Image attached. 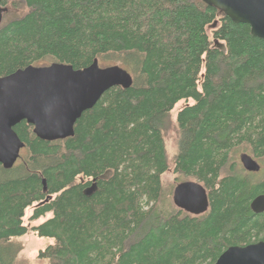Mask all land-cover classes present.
I'll use <instances>...</instances> for the list:
<instances>
[{
	"label": "trees",
	"instance_id": "1",
	"mask_svg": "<svg viewBox=\"0 0 264 264\" xmlns=\"http://www.w3.org/2000/svg\"><path fill=\"white\" fill-rule=\"evenodd\" d=\"M9 5L25 10L9 13ZM0 79L53 63L76 70L118 66L133 77L75 125V136L42 141L22 122L24 155L0 165V264H15L30 220L53 243L40 264H215L230 247L264 240V39L201 0H1ZM215 26L212 38L207 28ZM177 115L170 162L165 130ZM190 101L193 104H189ZM260 163V162H259ZM200 183L209 210L165 209L162 177ZM45 181V185H44ZM185 182V181H184ZM182 183V182H181ZM46 187V191H45Z\"/></svg>",
	"mask_w": 264,
	"mask_h": 264
},
{
	"label": "water",
	"instance_id": "2",
	"mask_svg": "<svg viewBox=\"0 0 264 264\" xmlns=\"http://www.w3.org/2000/svg\"><path fill=\"white\" fill-rule=\"evenodd\" d=\"M223 12L236 24H246L254 37L264 39V0H201ZM5 10L0 0V25ZM132 75L120 66L101 67L97 61L76 70L70 65L53 63L27 67L0 79V165L11 170L25 148L14 128L22 122L34 127L42 141L56 142L75 136V125L82 115L95 107L106 92L130 89ZM240 162L245 171L258 173L261 165L244 153ZM44 181V185H45ZM46 191V187H45ZM174 205L193 216L209 210L206 189L195 181L177 185ZM251 210L264 213V195L257 196ZM215 264H264V242L248 247H230Z\"/></svg>",
	"mask_w": 264,
	"mask_h": 264
},
{
	"label": "rangeland",
	"instance_id": "3",
	"mask_svg": "<svg viewBox=\"0 0 264 264\" xmlns=\"http://www.w3.org/2000/svg\"><path fill=\"white\" fill-rule=\"evenodd\" d=\"M9 7H10L9 13L14 14L15 16H19L25 12V10L14 9L12 5H9ZM215 28H216L215 26H210L207 28V33L211 38H212V31ZM120 65L121 64H119L118 66ZM186 104L187 103L184 101L180 102L171 112L169 119L167 121V127L165 130V143H166V149L168 152L169 160L171 163H173L176 155L178 154V149H179L178 146L179 133L176 122L177 115L184 107H186ZM189 104H193V102L190 101ZM24 154L25 152L22 150L21 155ZM242 154L244 153L237 154L239 161ZM259 162L260 164H262L264 170V159ZM184 181L187 182V181H195V180L194 179L192 180V178L191 179L185 178L181 175L175 174L173 168L163 175L162 184L166 198L165 209H167L168 211L178 210V208L174 205L173 202V194L177 185L180 184L181 182L183 183ZM34 209L35 208L33 206L25 211L24 224L29 228V232L25 236L13 240V243L17 245L18 248H20V252L17 256L15 264H40L38 260L40 251L45 250L49 244L53 243L52 239L40 238L37 236L36 233L33 232L32 228L40 226L51 217V215H47L42 219L32 221L30 219L33 215Z\"/></svg>",
	"mask_w": 264,
	"mask_h": 264
},
{
	"label": "flooded vegetation",
	"instance_id": "4",
	"mask_svg": "<svg viewBox=\"0 0 264 264\" xmlns=\"http://www.w3.org/2000/svg\"><path fill=\"white\" fill-rule=\"evenodd\" d=\"M260 164V163H259ZM261 165V170H263V166H262V164H260ZM260 170V171H261ZM258 173H260V172H258ZM258 173H254V174H258ZM260 242H264V240H259V241H256V242H254V243H251V244H249V245H247V246H243V247H248V246H252V245H256V244H258V243H260Z\"/></svg>",
	"mask_w": 264,
	"mask_h": 264
}]
</instances>
